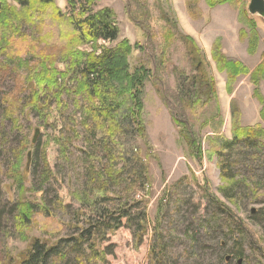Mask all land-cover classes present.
<instances>
[{"label": "rangeland", "instance_id": "obj_1", "mask_svg": "<svg viewBox=\"0 0 264 264\" xmlns=\"http://www.w3.org/2000/svg\"><path fill=\"white\" fill-rule=\"evenodd\" d=\"M55 3L63 13L67 11V0ZM247 4L248 0L214 6L209 0L96 1L94 10L113 12L119 27L117 41L125 38L135 46L128 55L130 73L139 66L149 71L141 94L146 137L139 140V146L150 188L133 194L124 182L117 186V194L143 201L149 226L140 241L125 226L109 233L101 244L106 264H149L156 232L166 246L158 264H225L221 258L233 252L236 239L242 264H264V148L238 143L223 148L232 136V109L239 126L264 127V67L260 62L264 27L249 16ZM249 44L255 45L252 52ZM217 52L241 63L247 73L234 75L228 67L220 70ZM10 54L0 56V253L16 256L28 249L33 238L51 244L73 236L72 217L82 210L79 194L87 191L89 163L84 153L95 146L83 139L82 114L64 105L70 101L66 94L59 101L46 94L42 102H48L49 109L42 107L41 113L29 109L32 91L20 84L28 69L17 61L33 57L31 53ZM257 67L260 78L257 75L253 82ZM194 76L202 83L191 96L188 84ZM17 91L19 107L11 105ZM47 112L53 116L51 125L42 119ZM72 116L75 123L66 122ZM35 129V146H28ZM99 138L98 134L94 140ZM101 152L92 157L96 168L106 160ZM12 164L20 171L25 165L31 169L21 188L11 185L7 169ZM181 197L189 205L180 208L174 225L173 204ZM19 202L34 204L31 220L21 226L7 212L8 205L17 207ZM232 221L241 222L248 241ZM194 238L201 240V252L192 253ZM237 259L229 264H236Z\"/></svg>", "mask_w": 264, "mask_h": 264}, {"label": "trees", "instance_id": "obj_2", "mask_svg": "<svg viewBox=\"0 0 264 264\" xmlns=\"http://www.w3.org/2000/svg\"><path fill=\"white\" fill-rule=\"evenodd\" d=\"M96 1L67 0V11L63 13L55 0H0V56L14 53L20 57L31 53L33 57H21L17 61L18 65L23 64L28 69L25 80L20 84L25 83L32 91L29 109L41 113L42 107L49 109L48 102H42L46 94H49L50 100L57 98L56 101L66 94L70 101L64 105L82 114L86 127L83 139L88 141L89 146H95L84 153L86 162L89 163L85 175L87 191L79 194L82 210L72 217V227L75 229L73 236L67 235L51 244L33 238L28 249L16 256L0 253V264H106V252L101 249V244L109 233L125 226L132 229L134 236L140 241L149 226L145 207H141L143 201L117 194V186L123 182L128 192L133 194L146 192L150 188L148 169L142 163L139 146V140L146 137L141 94L143 81L149 71L144 66H139L130 73L128 55L135 46L132 47L125 38L117 41L119 27L113 12L108 8L94 10ZM228 1L230 0H209V5ZM249 21L254 27L253 20ZM25 27L30 33L25 32ZM99 41L104 44H98ZM84 45H89L90 50H81L80 47ZM254 47V44H249L248 51L252 52ZM216 59L220 70L228 67L234 75L247 73L241 63L225 58L221 52H217ZM261 65L264 67V60ZM259 67L252 73L253 82L258 80L257 75L261 70ZM15 74L20 82L21 77L17 72ZM184 81L188 80L184 78ZM201 83L195 76L190 80L188 85L192 86L191 96H195L196 86ZM19 94L17 91L11 98L12 106H20ZM235 116L232 109V136L224 142L223 148H232L237 143L256 149L264 148V127H241ZM52 118L48 112L42 117L45 125H51ZM88 121L90 123L86 124ZM66 122L74 124L73 116L67 118ZM98 134L101 139L94 140ZM29 143L28 146H35L32 140ZM98 150L102 151L106 160L96 168L92 157H97ZM195 150L199 157V146ZM23 152V149H18V153ZM29 170L31 169L26 165L21 171L14 164L8 167L11 185L23 187ZM178 201L172 205L174 225L179 220L180 208L189 205L183 197ZM8 206L7 212L12 213L13 218L15 216L17 226L31 220L34 207L32 202H19L17 207ZM160 223H156L155 229ZM231 223L248 241L249 236L241 228V222ZM155 237L149 264L160 263L166 252L161 234L156 232ZM200 241L194 238L192 253L202 251V247L198 245ZM234 242L235 248L229 254V261L225 259L228 254L221 258L225 264H229L234 257L243 261L242 250L237 245L238 239ZM221 244L224 246L225 243Z\"/></svg>", "mask_w": 264, "mask_h": 264}, {"label": "water", "instance_id": "obj_3", "mask_svg": "<svg viewBox=\"0 0 264 264\" xmlns=\"http://www.w3.org/2000/svg\"><path fill=\"white\" fill-rule=\"evenodd\" d=\"M247 12L249 16L256 18L259 24L263 25L264 27V0H248ZM37 133H38V129H35V133L32 141L35 140ZM230 258L231 256L227 255L225 259L226 261H229ZM241 261H242L241 259H238L236 263L241 264Z\"/></svg>", "mask_w": 264, "mask_h": 264}, {"label": "crops", "instance_id": "obj_4", "mask_svg": "<svg viewBox=\"0 0 264 264\" xmlns=\"http://www.w3.org/2000/svg\"><path fill=\"white\" fill-rule=\"evenodd\" d=\"M263 59H264V58H262L260 62H262V61H263Z\"/></svg>", "mask_w": 264, "mask_h": 264}]
</instances>
